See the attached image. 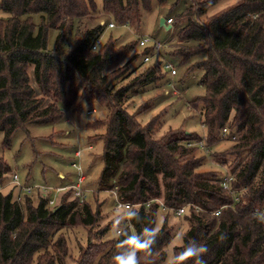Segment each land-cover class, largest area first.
I'll return each mask as SVG.
<instances>
[{
	"label": "trees",
	"instance_id": "16d2710c",
	"mask_svg": "<svg viewBox=\"0 0 264 264\" xmlns=\"http://www.w3.org/2000/svg\"><path fill=\"white\" fill-rule=\"evenodd\" d=\"M216 1L188 0L174 16L182 23L173 52L181 61L201 56L187 70L202 68L198 81L204 92L189 103L198 110L205 134L174 127L154 137L158 114L142 124L125 107L131 95L147 84L157 85L165 72L157 57L142 60L147 46L134 50L138 37L121 42L108 34L91 48L105 27L98 22L83 29L65 53L58 52L81 15L99 10L116 23L137 26L140 8L149 7L151 0H100L99 7L95 0H0L3 143L9 144L17 127L54 121L63 114L61 106L78 108L80 99L93 98L109 113L106 120L86 122L90 128L103 126V131L88 135L90 140L94 135L103 139L97 191L117 185L121 198L140 201L129 210L131 226L115 233L122 215L116 210V220L95 228L96 238L88 237L86 245L79 246L74 264H118L117 257L129 252L138 264H160L173 234L166 214L173 212L162 210L156 198L167 206L186 205L179 215H184L187 228L173 246V257L194 241L208 249L202 254L205 264H264L262 219L250 213L264 204V0H238L202 18ZM50 28L56 29L51 47ZM223 126L227 134L221 137ZM200 138L209 147L221 138L231 142L211 152L194 143ZM206 153L231 173L230 185L241 188L238 199L221 185L218 171L198 169ZM8 168L0 155V182L9 176ZM34 190L35 201L32 193L15 199L12 187L0 191V264H66L63 228L92 226L102 215L98 205L92 208L88 200H79L72 187L59 191L50 207L45 205L49 191ZM159 209L164 215L155 228ZM110 228L113 234L106 236Z\"/></svg>",
	"mask_w": 264,
	"mask_h": 264
},
{
	"label": "rangeland",
	"instance_id": "374dc122",
	"mask_svg": "<svg viewBox=\"0 0 264 264\" xmlns=\"http://www.w3.org/2000/svg\"><path fill=\"white\" fill-rule=\"evenodd\" d=\"M238 0H217L210 5L205 15L215 12L223 7L230 5ZM97 7L100 0H95ZM188 0H163L157 2L151 0L149 7L140 8V22L137 26L128 23H116L109 27L106 26L108 20H113L109 13L96 10L93 13L81 15L74 21L72 31L65 43L58 46V52L65 53L78 39L80 32L98 22H104L105 27L100 34V42H103L108 34L117 37L121 42L130 39L136 40L141 33L157 35L165 41V45L160 50L176 65V73L170 76L165 72L158 79L157 85L146 87L134 93L125 102V107L129 112L136 113V117L143 124L153 115L158 114L159 124L154 127L152 136L156 137L168 128L181 127L184 130L196 131L204 136L205 127L201 124V116L196 108L190 105L189 100L196 95L204 92V87L199 83L202 74L201 67H187L195 59L201 56H194L186 61H181L180 57L173 51L180 40L176 30L182 22H178L174 17L180 12ZM167 15L173 16L170 25L160 23V17ZM36 18V16H35ZM56 34L55 28L48 30V46L51 47ZM135 51L141 52L142 46L136 44ZM127 56L119 60L121 64ZM136 59L133 64L137 63ZM143 65L139 68L141 69ZM63 114L54 121L28 122L23 126L17 127L10 136L9 144L3 143V132L0 130V155L8 163L7 175L16 172L19 179L28 184L45 183L50 186L68 183L75 179L77 167L72 164L75 160L80 165V169L86 175L85 182L93 188H97L96 180L99 175L103 149V139L98 135L89 139L88 135L103 131V126L90 128L86 122L95 117H101L102 120L108 118L107 106L99 104L95 99H80L79 107L61 106ZM94 110H91V108ZM179 129V128H177ZM231 140L221 138L210 145V151H216L225 148ZM90 145V146H88ZM80 150V155L76 156L74 151ZM202 153L196 150V153ZM201 170H216L219 173L225 172V167L212 159L209 153L202 163L198 166ZM33 201L36 200V192H32ZM86 200L89 201L92 208L99 206L101 217L92 226L76 224L71 227L63 228L67 237V250L69 256L66 257V264H74L73 258L77 256L79 246L84 247L88 237L96 238L92 233L95 228L104 224L108 219H117L118 214L113 208L112 197L107 190L97 189L88 192ZM164 211L158 210L156 214L155 228L158 227L163 219ZM167 222L173 226V234L165 244L166 255L160 264H168L173 257V246L182 241V235L187 228V221L184 215L169 213L166 214ZM110 228L106 236H112ZM33 260L25 264H33ZM54 264H59L57 261Z\"/></svg>",
	"mask_w": 264,
	"mask_h": 264
},
{
	"label": "built area",
	"instance_id": "2783aa9c",
	"mask_svg": "<svg viewBox=\"0 0 264 264\" xmlns=\"http://www.w3.org/2000/svg\"><path fill=\"white\" fill-rule=\"evenodd\" d=\"M253 15L255 16L256 13H254ZM171 22H172L171 16H166L164 18V25H170ZM113 25H114L113 20L110 19L107 21V26H113ZM99 43H100V35L92 42L91 48H96ZM165 44H166L165 41L160 39L157 35L145 34V33H141L138 35V45L147 46L149 48V51L142 56V60L147 61L151 57H157L159 59L161 67L166 69L169 72L170 76L172 77L177 72L176 65L170 59H168L164 54L160 53V50ZM91 110H94V108L92 107ZM219 134L221 137L225 136L227 134V127L223 126ZM233 136L234 135L232 134L231 137ZM189 143L190 142H188V144ZM194 143L200 146L201 148H203L205 151L209 150V146H207L204 143L203 138H200L194 141ZM74 153L76 156H79L80 150L76 149ZM71 162L77 167V170H76L75 179L68 183L59 184L55 186H50L45 183L28 184V183L22 182L19 179L18 174L16 172H11L10 175L4 181L0 182V191L6 190L8 187H12L14 189V193H13L14 198L19 200L24 194H29L34 189L40 188L43 190H47L49 191L47 200L45 203L47 207H50L51 205H53L56 202L58 192L61 190H64L67 187L73 188V193L79 196V200L86 199L87 193L92 192L93 190L97 188H93L92 186L85 184L86 175L85 173L81 171L80 165L77 164L75 160H72ZM231 177L232 175L228 170H226L224 173H219V180H220L221 185L225 187L232 195V198L236 200L239 198V191L241 190V188L232 187L230 185ZM106 190L109 191L111 194L113 208L116 210H120L122 212L120 223L115 228V233L118 234L120 233L124 225L131 226V223L129 220V210L134 205L139 204L140 201L132 202L127 199L121 198L117 191V185H114L111 188L106 189ZM156 200L158 201L159 206L162 210H170L174 214H181L182 212H184L186 208L185 204H180L176 206H173V205L167 206L166 204L163 203L161 198H156ZM148 202L149 200L145 201L146 204ZM196 208L198 207L196 206ZM219 210H220V206L212 209L214 213H218ZM250 213L260 217L262 219V223L264 227V216H263L264 204H262L259 207L254 206L250 210ZM130 253L131 252H129V254Z\"/></svg>",
	"mask_w": 264,
	"mask_h": 264
},
{
	"label": "clouds",
	"instance_id": "9594fccd",
	"mask_svg": "<svg viewBox=\"0 0 264 264\" xmlns=\"http://www.w3.org/2000/svg\"><path fill=\"white\" fill-rule=\"evenodd\" d=\"M149 242H145L142 247H148ZM208 251L207 247L203 244L197 245L194 241L190 242L178 256L169 260V264H183V262L194 259L195 264H205L202 259V254ZM118 264H138L135 254L130 253L126 257L121 255L117 257Z\"/></svg>",
	"mask_w": 264,
	"mask_h": 264
},
{
	"label": "water",
	"instance_id": "95a60500",
	"mask_svg": "<svg viewBox=\"0 0 264 264\" xmlns=\"http://www.w3.org/2000/svg\"><path fill=\"white\" fill-rule=\"evenodd\" d=\"M160 23L164 25V18L160 17Z\"/></svg>",
	"mask_w": 264,
	"mask_h": 264
},
{
	"label": "crops",
	"instance_id": "0c3cea01",
	"mask_svg": "<svg viewBox=\"0 0 264 264\" xmlns=\"http://www.w3.org/2000/svg\"><path fill=\"white\" fill-rule=\"evenodd\" d=\"M73 180H74V179H73ZM70 181H72V180H70ZM70 181H69V182H70Z\"/></svg>",
	"mask_w": 264,
	"mask_h": 264
}]
</instances>
